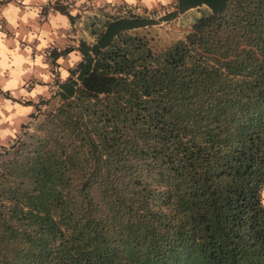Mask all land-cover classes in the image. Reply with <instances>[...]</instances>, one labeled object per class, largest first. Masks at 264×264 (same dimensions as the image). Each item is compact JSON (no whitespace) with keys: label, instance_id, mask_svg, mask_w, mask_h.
<instances>
[{"label":"trees","instance_id":"1","mask_svg":"<svg viewBox=\"0 0 264 264\" xmlns=\"http://www.w3.org/2000/svg\"><path fill=\"white\" fill-rule=\"evenodd\" d=\"M52 7L78 57L0 145V264H264V0Z\"/></svg>","mask_w":264,"mask_h":264},{"label":"crops","instance_id":"2","mask_svg":"<svg viewBox=\"0 0 264 264\" xmlns=\"http://www.w3.org/2000/svg\"><path fill=\"white\" fill-rule=\"evenodd\" d=\"M54 1L65 4L73 14L114 2L136 9H160L169 0H20L19 4L8 0L3 4L0 7V17L4 20V27L0 28V145L8 143L34 109L23 100L35 102L39 97H47L54 77L63 78L67 67L78 57L70 51L58 54L51 61L49 50L59 51L67 44H75L79 33L63 13L52 7ZM84 1L89 2L85 9Z\"/></svg>","mask_w":264,"mask_h":264},{"label":"rangeland","instance_id":"3","mask_svg":"<svg viewBox=\"0 0 264 264\" xmlns=\"http://www.w3.org/2000/svg\"><path fill=\"white\" fill-rule=\"evenodd\" d=\"M158 9L159 8L153 10L156 13H159ZM199 12L200 10L198 9L190 8L180 13L179 16L170 22H160L149 26L148 32L153 36L154 45L156 47H162L181 36L182 32L187 28L189 22H191L194 17L199 14ZM18 132L19 131L17 130L16 133Z\"/></svg>","mask_w":264,"mask_h":264},{"label":"built area","instance_id":"4","mask_svg":"<svg viewBox=\"0 0 264 264\" xmlns=\"http://www.w3.org/2000/svg\"><path fill=\"white\" fill-rule=\"evenodd\" d=\"M18 4L21 3L20 0H15ZM6 2H8V0H0V7L5 4ZM176 3V0H169L166 2L165 5H163L161 7V11L159 9V13H163L164 11L168 10V9H171ZM89 6V2L88 1H84L83 2V5H82V8L85 9ZM44 17L43 15H40V18ZM4 27V20L2 17H0V28H3Z\"/></svg>","mask_w":264,"mask_h":264},{"label":"clouds","instance_id":"5","mask_svg":"<svg viewBox=\"0 0 264 264\" xmlns=\"http://www.w3.org/2000/svg\"><path fill=\"white\" fill-rule=\"evenodd\" d=\"M158 12H159V10H158ZM157 14H160V13H157Z\"/></svg>","mask_w":264,"mask_h":264}]
</instances>
